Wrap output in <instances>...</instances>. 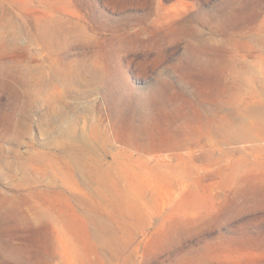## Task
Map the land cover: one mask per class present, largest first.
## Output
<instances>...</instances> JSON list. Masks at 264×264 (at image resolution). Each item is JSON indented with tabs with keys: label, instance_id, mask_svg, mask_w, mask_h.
<instances>
[{
	"label": "rangeland",
	"instance_id": "1",
	"mask_svg": "<svg viewBox=\"0 0 264 264\" xmlns=\"http://www.w3.org/2000/svg\"><path fill=\"white\" fill-rule=\"evenodd\" d=\"M246 56L264 0H0V264H264Z\"/></svg>",
	"mask_w": 264,
	"mask_h": 264
},
{
	"label": "bare ground",
	"instance_id": "2",
	"mask_svg": "<svg viewBox=\"0 0 264 264\" xmlns=\"http://www.w3.org/2000/svg\"><path fill=\"white\" fill-rule=\"evenodd\" d=\"M47 31H40L39 34L35 37L34 40L43 39L45 37V34ZM17 41L16 34H12L10 37L2 41L3 45L5 47H11L15 46ZM15 48V47H14ZM46 49V48H45ZM41 51V48H40ZM45 54V53H44ZM46 56V55H45ZM43 57V56H42ZM49 57V56H48ZM247 57V56H246ZM35 58V57H34ZM50 59V57H49ZM256 59V58H255ZM45 60V59H44ZM55 62V61H54ZM42 63V62H40ZM47 63V62H46ZM48 64V63H47ZM58 64V63H57ZM37 65V64H36ZM43 67V66H42ZM46 70V69H45ZM48 73V72H47ZM240 75V89L242 91V116L236 115V113L232 116L235 121L236 119H242L243 125L242 129L240 128H234L232 130L233 135H240L243 142H252V146H244L243 152L245 156H243V159H250L249 158V149L257 150L259 148L260 137L262 136L264 132V99L261 97V94L258 92V88L264 87V63L262 62H256L253 60L248 59V57L242 62L241 71L239 72ZM228 76V75H227ZM15 83V82H14ZM262 86V87H261ZM231 89V87H230ZM233 89V88H232ZM238 96V95H237ZM241 96V95H240ZM240 98V97H238ZM238 100V99H237ZM240 100V99H239ZM223 108V107H222ZM238 109V108H237ZM224 110V109H223ZM214 112V111H212ZM224 115V114H223ZM225 119L224 117H220V120ZM227 140V139H226ZM142 142V141H141ZM176 142V141H175ZM191 144H193L194 141L189 140ZM185 143V142H184ZM251 143V144H252ZM258 143V144H257ZM141 145V144H140ZM170 146V144L168 145ZM172 146V145H171ZM196 146V145H195ZM167 147V145H166ZM177 146L175 145L174 148ZM179 147V146H178ZM172 148V147H171ZM197 148V147H196ZM200 148V146H198ZM139 149H141L139 147ZM195 149V148H194ZM138 150V149H137ZM182 150V149H181ZM180 150V151H181ZM199 150V149H198ZM196 151V150H195ZM194 152V150H193ZM198 152V151H197ZM197 152H194L197 154ZM182 151L180 152V154ZM176 154V153H174ZM178 154V155H180ZM184 154V153H183ZM182 154V155H183ZM190 154V153H189ZM185 155V154H184ZM187 155V154H186ZM204 155V154H203ZM176 156V155H175ZM195 156V155H194ZM181 157V156H180ZM185 157V156H183ZM196 158V157H195ZM203 158V157H202ZM206 158V156H205ZM179 160V158H176ZM182 159V158H181ZM187 159V157L185 158ZM194 159V157H193ZM198 159V158H197ZM201 159V158H199ZM255 160L256 157H253ZM184 160V158H183ZM188 160V159H187ZM206 160V159H205ZM186 161V160H185ZM191 161V160H190ZM182 162V160L180 161ZM159 163V162H158ZM165 163V162H164ZM170 164V163H169ZM180 164V163H179ZM168 165V164H167ZM175 165V164H174ZM166 166V165H165ZM183 166V165H182ZM192 166V165H191ZM169 167V166H168ZM185 167V165L183 166ZM206 167V166H205ZM173 168V166L171 167ZM115 169V168H114ZM170 169V168H169ZM178 169V168H177ZM180 169V168H179ZM208 169V168H207ZM113 171V170H112ZM164 173V172H163ZM237 181H241V179H237ZM170 182V181H169ZM245 190L240 188H235L234 190L228 191V197H234L235 194L237 197H247L245 195ZM233 195V196H232Z\"/></svg>",
	"mask_w": 264,
	"mask_h": 264
}]
</instances>
